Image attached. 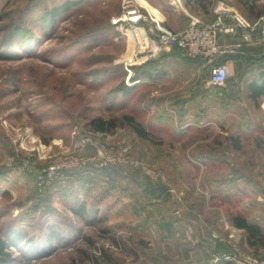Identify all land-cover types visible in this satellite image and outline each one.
<instances>
[{"label": "rangeland", "instance_id": "rangeland-1", "mask_svg": "<svg viewBox=\"0 0 264 264\" xmlns=\"http://www.w3.org/2000/svg\"><path fill=\"white\" fill-rule=\"evenodd\" d=\"M62 1L0 0L7 264H232L221 259L232 244L264 255V240L251 245L229 216L244 213L264 231V97L257 104L247 87L263 57L216 85L204 60L171 48L153 57L151 77L135 78L153 59L138 33L152 23L120 30L125 0H80L53 19L48 9ZM139 1L163 27L188 20L164 0ZM99 117L115 126L94 128ZM73 155L87 163L57 168Z\"/></svg>", "mask_w": 264, "mask_h": 264}, {"label": "built area", "instance_id": "built-area-1", "mask_svg": "<svg viewBox=\"0 0 264 264\" xmlns=\"http://www.w3.org/2000/svg\"><path fill=\"white\" fill-rule=\"evenodd\" d=\"M140 7H144L146 11H143ZM214 9L216 15L210 21H203L192 16L184 28L171 29L161 26L158 20L151 18L145 2L125 0L124 12L117 21L120 30L127 29L128 34L131 31V35H134L136 29H140L138 24L141 21L152 20L154 22L149 28L146 29L144 26L140 31L138 30L145 51L144 60L157 57L169 49L177 47L189 57L203 59L210 69L211 82L216 85H223L235 72L229 62H218L219 57L239 51L243 44L242 41L248 43L263 41L264 17L256 21H250L242 14L233 11L226 3H221V1ZM229 34L239 35L242 37V41L225 42L222 37ZM72 159L57 162V168L80 165L82 162L87 163V160L76 158L74 155ZM52 168L55 169V167ZM232 237H234V234L230 235V238ZM221 259L232 264H264L263 254L242 252L235 244H232V250L221 254Z\"/></svg>", "mask_w": 264, "mask_h": 264}, {"label": "trees", "instance_id": "trees-1", "mask_svg": "<svg viewBox=\"0 0 264 264\" xmlns=\"http://www.w3.org/2000/svg\"><path fill=\"white\" fill-rule=\"evenodd\" d=\"M79 2L80 0H64L54 5L53 7H50L48 9V12L53 19H56L59 15L63 14L64 12H67ZM16 28L17 29L21 28V26L20 27L17 26ZM173 48L178 49L183 55H185L179 48L177 47H173ZM225 55H223L221 59H218V62H224L225 60L223 58L224 56L225 58L234 56V54H225ZM195 59L199 60L201 58H195ZM153 60L154 58L148 61L147 63L143 64L142 66L135 67V69L139 70L136 73L135 78L151 77L153 73H152V70L150 69L149 64ZM247 87L249 90V96L257 104H260L261 99L264 97V70L260 71L256 76H253L251 80L249 81ZM125 116H126V120L128 121V124L132 127V129L139 136L143 138H147V139L151 137L150 131H148L141 122L136 120L133 115H125ZM92 124L94 128L98 130H102V131H107L111 129L113 126H115L114 121L108 120L102 117L93 119ZM235 142L237 143V146L240 147L239 140L235 138ZM260 145H262V142H260ZM262 148L264 151V146H262ZM229 216H230L231 223L234 226L245 230L247 234V240L251 245H256L259 242L264 240V231H263L262 226L258 222L250 220L246 214L241 213V212L231 211L229 212ZM12 238H13L12 242H14L16 245H21L23 239L18 234L15 233ZM10 244H11V241H9L7 238L0 235V264H7L9 262V259H11L12 253L9 248ZM224 252L222 251L221 254H223Z\"/></svg>", "mask_w": 264, "mask_h": 264}, {"label": "crops", "instance_id": "crops-1", "mask_svg": "<svg viewBox=\"0 0 264 264\" xmlns=\"http://www.w3.org/2000/svg\"><path fill=\"white\" fill-rule=\"evenodd\" d=\"M166 1L168 4H170V6L172 7L173 11L176 13H183L185 17H187V22L186 24L189 22V20L191 19L192 16L198 17L203 21H210L215 17V7L213 6H209V5H204L203 7V2H198L197 5H195L194 3L191 5L189 0H164ZM264 0H243V3L247 6H249V15L250 18H247L243 13V9L241 8V5H239V3L237 1L231 0L230 2L227 0L225 1V3L233 10L236 11L240 14H242L243 16H245L248 20L250 21H256L259 20L260 18L264 17V8L262 7L261 9H253L257 4H259V2H262ZM242 3V4H243ZM162 2H159L158 5H160L161 7ZM157 4H155L156 6ZM194 5V6H193ZM193 7H196V10H193ZM254 10V11H253ZM149 23H154L153 21H148ZM185 24V26H186ZM184 26V27H185ZM182 27V28H184ZM181 29V28H178ZM222 39L225 42H236V41H242V37H240L239 35L236 34H229V35H225L222 37ZM242 46L240 47L239 51L235 52V53H227V54H234V56H230V57H223L225 61L229 62L231 64V66L234 68V72L235 71H245L247 69V64H248V58L251 59V57L253 56H259L261 55V57H263V62H262V66L257 68V65H254V74L257 75L260 71L264 70V47L259 48V46H251L248 45L247 43L242 41ZM222 56L219 57V59H221ZM252 62H250L251 64ZM261 63V62H260ZM250 72L253 71V66H251L249 68ZM248 69L246 71H249ZM251 79H249L250 81ZM248 81V83H249Z\"/></svg>", "mask_w": 264, "mask_h": 264}]
</instances>
